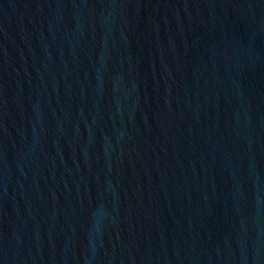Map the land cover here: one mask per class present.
Wrapping results in <instances>:
<instances>
[{"label": "water", "instance_id": "95a60500", "mask_svg": "<svg viewBox=\"0 0 264 264\" xmlns=\"http://www.w3.org/2000/svg\"><path fill=\"white\" fill-rule=\"evenodd\" d=\"M0 264H264V0H0Z\"/></svg>", "mask_w": 264, "mask_h": 264}]
</instances>
